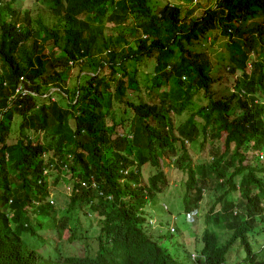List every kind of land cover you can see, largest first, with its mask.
Masks as SVG:
<instances>
[{
  "label": "trees",
  "instance_id": "obj_1",
  "mask_svg": "<svg viewBox=\"0 0 264 264\" xmlns=\"http://www.w3.org/2000/svg\"><path fill=\"white\" fill-rule=\"evenodd\" d=\"M13 2L0 0V264H180L169 257L163 235L150 228L142 209L168 186L160 165L164 155L175 157L176 170L186 175L180 201L185 211L197 208L205 192L210 197L209 209L201 212L206 227L197 264L224 263L236 240L248 264H264V247L255 254L247 237L264 230V168L249 159L264 150V16L248 27L228 24L255 6L264 14V0H216L196 18L189 5L184 9L168 0H43L49 4L45 14L20 12ZM102 20L126 26L133 39L104 33ZM228 27L221 67L227 64L230 81L221 92L217 84L226 86L211 75L209 54L194 45L215 29L227 34ZM46 30L50 38L42 34ZM87 65L92 73H82ZM73 67L70 91L66 80ZM148 67L154 72L153 103L132 109L125 89ZM20 76L28 83L25 94H15ZM51 88L57 91L42 97ZM53 93L59 98L52 99ZM195 95L204 99L201 106L176 127L174 114H182ZM104 96V106L96 109L92 100ZM121 104L125 109L117 120L113 110ZM126 115L129 126L121 132ZM13 131L17 134L7 143ZM34 131L45 141L34 142ZM201 133V148L211 143L209 158L207 153L206 161L192 164L188 148ZM176 142L180 156H174ZM64 164L65 175L72 177L69 201L56 218L42 172ZM146 164L157 170L142 180ZM91 179L95 188H86ZM85 207L97 215L96 248L88 244L85 255L65 254L62 241L90 238L79 230L91 224L85 217L95 214ZM208 226L226 230L229 238L220 243Z\"/></svg>",
  "mask_w": 264,
  "mask_h": 264
},
{
  "label": "rangeland",
  "instance_id": "obj_2",
  "mask_svg": "<svg viewBox=\"0 0 264 264\" xmlns=\"http://www.w3.org/2000/svg\"><path fill=\"white\" fill-rule=\"evenodd\" d=\"M170 1L171 4L175 5H184V9L188 6V11L191 14L190 17L196 18L199 17L205 9L207 5H214L215 0H209L208 3L203 6L201 3L204 2V0L200 1V4L194 5L195 0H192L191 4L190 0H168ZM13 5L16 8H19L20 12L28 11L31 14H45L47 11H45V8L49 6V4L44 3L43 0H14ZM87 20L90 19V16L85 17ZM49 23L48 25H50ZM73 26H76V21L75 19L73 20ZM103 26L105 27L104 33L107 34V32L112 35L113 37H116L117 35H123L125 38L128 40H132L133 37L130 35L131 33H128L126 31V26L124 25H112L111 23H103ZM77 28V27H76ZM46 37L45 38H50L51 33L49 31L42 32ZM225 44V39L222 38L218 34L217 31L211 32L207 38L199 43H196L194 47L200 51V50H206V52L209 54L211 61L214 65V69H212L211 75L217 77V79L221 78L220 82L225 83L226 88H221L219 84H217V88H219V91L224 92L228 91V84L230 81V73L227 71V67L225 65V68H222L221 65V58H224V61L226 60V48L224 46ZM104 56V52L101 54H98V56ZM96 58L98 57L97 55H94ZM223 61V62H224ZM151 62L148 63V65ZM128 71H131L129 67ZM75 67L72 68L71 72H69V76L67 77L66 80V87L68 90H72L73 88V80L74 76L71 74L74 71ZM97 69V68H96ZM93 69H91L90 66H86L83 68V73H87L88 71L91 73ZM105 72H108V70H105ZM154 75V72L149 69V67L143 71V68L139 69L137 71L135 81L137 82L136 85L134 86H127L125 89V96L128 102H130L133 106L131 107L132 109H135V106H137L140 102H146V103H153L152 98L149 94V86L151 85V77ZM103 89V88H102ZM153 91H156L157 88L155 86L152 87ZM232 91V89L230 88ZM57 91L54 88H51L47 94H43L42 97H46L48 94H51L52 92ZM70 96V95H69ZM59 96L55 93L52 94V99H58ZM104 97H99L93 99V104L95 105L96 109H101L104 106ZM204 99L200 95H195L192 97V100L187 104L184 112L182 114H174L175 117V124L176 127L177 125L185 120V118L189 115V113H193L198 109L199 106H201L202 101ZM125 109V105L121 104L119 106H115V109L113 112L115 113V118L118 120L117 116L122 115L123 112L122 110ZM82 109H79L81 112ZM131 115V114H130ZM130 115H126V120H124V126L121 127L119 126V129L121 132L127 130L129 126V118ZM19 122V117L14 118V128L18 125ZM68 124L72 125L73 120L69 119ZM198 125V124H197ZM34 127H36V124H34ZM17 134V131H13L11 133V136L9 135V138L7 139V143L11 142L12 138ZM31 139L35 142L36 139H39V141H45V138L41 133L39 132H32L31 133ZM203 134L197 135L196 142L194 144H191V146L188 148V153L191 154V159H192V164H198V163H203L204 161L207 160V153L208 149L210 147L209 142H205L203 144V149L200 146V143L203 139ZM186 145L189 146L187 142H185ZM175 149V155L174 156H180L181 155V149H180V142L174 143ZM69 155V154H68ZM110 153L108 152V156ZM53 157V156H52ZM173 157V156H172ZM208 158H209V153H208ZM174 158L169 159L168 156H163L161 157L160 160V165L162 168V171L166 176L168 177V188L160 194L158 197L154 198L151 200V202H146V204L143 206V211L147 215V217L150 220V223L153 224L154 226L160 225V228L164 230L163 236L164 238H169L172 237L171 240L166 241L165 239L161 241L162 245H165L168 247L169 251L174 254V252H177L181 257L184 255V250L186 245H193L194 244V234H197V237L199 236L200 232L204 229V223L202 222V215H200V212H198L197 217L195 218L194 221L187 222L185 218V214L183 211H180L182 202L181 204H178V197L182 195L184 192V179L186 178L185 174L182 172L176 170V164L173 162ZM256 160L253 159L254 163ZM263 165L264 161L259 160ZM65 170L62 166L61 169L54 170V173L51 174L47 178V183L48 187L47 190L49 192L48 198L51 200L52 205L54 209L57 212L56 218L61 217V213L59 210H64L67 208V203L69 201V190L67 186V179L72 178L71 175L68 173L65 175ZM157 169L150 168V166H145L143 169V178L146 179V176L153 174ZM62 177V178H61ZM78 182L81 181V179L77 180ZM237 193L233 194L232 197L235 199ZM210 205V197L205 193L202 201L200 202V207H201V212L207 211L209 209ZM199 207V208H200ZM198 208V211H199ZM92 211L95 213V210L91 209L90 207H85L83 208V211ZM205 211V212H206ZM73 213V212H72ZM85 219L90 220L91 224L89 225H82V227L79 229L80 231L84 232L88 237L85 241L81 242H76L74 244H71L70 242L64 240L62 241V245L64 247V250L66 253H74V254H79V255H85L87 252H85V248L83 246H86L88 244L92 245L93 247L96 248V244L94 242V237L97 236L98 230H99V225L97 224V215L92 214L90 216H86ZM149 222V221H148ZM159 222L161 224H159ZM175 222V223H174ZM189 225L190 227L186 230L185 226ZM169 226H172L175 228L174 231H171L169 229ZM181 228H183L184 233H179L182 232ZM211 230L215 231L214 227H211ZM187 233H191L188 234ZM44 236H46V231L42 233ZM177 234V236H176ZM28 237L29 235L26 234ZM50 236L55 238V234H50ZM176 236V237H174ZM181 237V239L184 241V246H178L176 243V238ZM219 238L223 240L225 238V233H221ZM88 241V243L85 244V242ZM250 242L252 244L253 249L256 251L258 248L261 246H264V230L259 233V234H251L250 235ZM84 248L83 251H80L78 249ZM88 254L92 255V252H88ZM246 252L240 247L239 242H235L232 247L229 249L226 262L225 264H248L249 261L246 260ZM245 259V260H244Z\"/></svg>",
  "mask_w": 264,
  "mask_h": 264
},
{
  "label": "clouds",
  "instance_id": "obj_3",
  "mask_svg": "<svg viewBox=\"0 0 264 264\" xmlns=\"http://www.w3.org/2000/svg\"><path fill=\"white\" fill-rule=\"evenodd\" d=\"M216 4V0H215V3H214V6H216L215 5ZM171 5H175V4H171ZM88 15V14H87ZM87 15H85V17L87 16ZM88 16H90V15H88ZM263 16H264V14H263V12L260 10V9H258V7L257 6H255L254 8H251L250 9V11L247 13V15H246V17H243V16H240V14H237V16L233 19V20H231L228 24H232L233 26H238V25H241V24H244V26L245 27H248V26H250V25H253V24H256V23H261L262 21H263ZM84 17V19L86 20V21H90L91 19H92V16H90V19L89 20H87L86 18ZM74 20V19H73ZM75 21H76V19H75ZM95 23H97V22H95ZM102 25H103V23H107V21L106 20H102ZM223 25H224V22H223ZM76 27H77V25L74 27L73 26V30H76ZM215 31H217L218 32V34L220 35V36H222V38H224L225 39V43H228L229 41H230V33L232 32V28L231 27H228L227 28V34H224L223 32H222V29H215ZM143 38H145L146 37V35H143L142 36ZM207 38V37H206ZM203 38H200L199 40H198V42L197 43H199V42H201V41H203L202 40ZM224 46H225V44H224ZM204 50V49H203ZM203 50H201V51H203ZM221 63H226V60L224 61V62H221ZM249 66V65H248ZM249 68V67H248ZM83 71V70H82ZM83 73V72H82ZM88 73H90V72H88ZM92 73V72H91ZM19 80L21 81V83L22 84H18L15 88V94H25V93H27L28 91H27V87H25V85H28V83L26 82V79L23 77V76H20L19 77ZM6 83L4 82V85H5ZM19 88V90L17 91V89ZM235 89H232V91H234ZM13 99H14V96L12 95V96H10V97H8V100H9V106H11L12 105V103H13ZM261 103L262 104H264V99H261ZM262 119H263V122H264V112H263V114H262ZM42 134V133H41ZM249 159H251L250 160V162H251V165L252 166H255V167H261V168H264V165L259 161V160H263L264 161V150H261V151H258V152H255L254 153V157L253 158H251V157H249ZM253 159H255L256 161L254 162V163H252L253 162ZM135 164H136V162L135 161H133L132 163H130L127 167H125L124 169H123V173L124 174H126V172L127 171H129L130 169H132L134 166H135ZM145 166H148L147 164L146 165H144V166H142V168H141V178H142V180H145L144 178H143V169H144V167ZM63 167L64 168H66L65 167V164L63 165ZM150 168H152L151 166H150ZM59 169V168H58ZM54 170H56V169H53V170H50V169H46V170H44L43 172H42V175H44V177L45 178H48L51 174H53L54 173ZM151 175V174H150ZM64 176H66V175H64ZM186 176V175H185ZM197 176V175H196ZM146 178H147V176H146ZM186 179V178H185ZM184 179V180H185ZM237 179V178H236ZM77 181V180H76ZM141 180L139 179V182H140ZM263 181H264V178H263ZM78 182V181H77ZM82 179H81V181H80V183L82 184ZM84 184V183H83ZM87 186H86V188H88V187H91V188H95V186H96V181H94L93 179H91L90 181H88L87 183H85ZM168 186H169V184H168ZM168 186H167V188H168ZM166 188V189H167ZM165 189V190H166ZM163 193V192H162ZM162 193H159V194H157V196L156 197H158L160 194H162ZM185 193V186H184V192L182 193V195ZM206 193V192H205ZM204 193V194H205ZM231 193H233V194H235V193H237V195H236V197H235V199L234 200H236L237 198H239V192L238 191H235V192H231ZM207 194V193H206ZM160 197V196H159ZM204 197V196H203ZM49 199V198H48ZM178 199V204H180V201H181V196L180 197H178L177 198ZM232 199H233V197H232ZM153 200V199H152ZM49 201H50V203H52L51 202V200L49 199ZM202 201V200H201ZM200 201V202H201ZM147 202H151V200H148ZM263 202H264V200H263ZM145 204H146V202H145ZM144 204V205H145ZM200 207V203H199V206L197 207V208H193L192 210H188V211H185L184 209H183V207L181 206V210L180 211H183L184 212V214H185V218H186V221L187 222H190V221H194L195 220V218L197 217V215H198V212H200V215H201V207ZM198 208H199V211H198ZM143 209V208H142ZM144 212V211H143ZM233 214H238V210H237V208H234L233 209ZM145 213V212H144ZM145 217H146V220H147V222H148V225L150 226V228L152 229V230H158L159 231V233H160V235H163V233H164V230L163 229H161L160 228V225H157V226H154L153 224H151L150 223V220L151 219H149L148 217H147V215L145 214ZM175 223V222H174ZM159 224H161L160 222H159ZM204 226L206 227V225L204 224ZM190 226L189 225H187V226H185V227H183V228H185L186 230L189 228ZM204 227V228H205ZM210 229V231H212V232H214V235H216L217 236V238H218V241L220 242V243H224L228 238H229V233L226 231V230H224V229H222V228H220V227H214L215 228V231H213V230H211V227H213V226H208ZM183 228H181V230H182V232H179L180 234L181 233H184V231H183ZM169 229L171 230V231H174L175 230V228L174 227H172V226H169ZM204 230V229H203ZM202 230V231H203ZM202 231L200 232V234H199V236L197 237V234H194V244L193 245H186L185 246V248H183V250H184V255L181 257L177 252H174V254H172L169 250V253H168V255H169V257L171 258V259H173V260H176L177 262H179L180 264H191L192 262H194L195 264H197L198 263V260L199 259H201V258H203L202 256H200V254H199V251H200V249H201V247H202V244H201V236H202ZM221 233H225V238L223 239V240H221L220 238H219V236H220V234ZM188 234H191V233H187V235ZM250 235H251V233H248L247 234V237L249 238V240H250ZM176 236H177V234H176ZM176 236H174V237H176ZM171 238L172 237H169V238H166V239H169V240H171ZM165 238H164V236H163V240H164ZM165 239V240H166ZM169 240H166V241H169ZM162 241V240H161ZM239 242V240H236L235 242ZM234 242V243H235ZM176 243L178 244V246H184V241L181 239V237H177L176 238ZM184 243V244H183ZM250 244H251V242H250ZM240 245V244H239ZM62 247V250H63V252L65 253V254H74V253H66L65 252V250H64V247H63V245L61 246ZM167 247V246H166ZM241 248H242V246H240ZM251 247H252V244H251ZM264 246H261L260 248H258V250H256V251H254V249H253V247H252V249H253V251H254V253L255 254H258L259 253V251H260V249H262ZM168 248V247H167ZM243 249V248H242ZM225 262L226 261H224V263H222V264H225Z\"/></svg>",
  "mask_w": 264,
  "mask_h": 264
},
{
  "label": "built area",
  "instance_id": "obj_4",
  "mask_svg": "<svg viewBox=\"0 0 264 264\" xmlns=\"http://www.w3.org/2000/svg\"><path fill=\"white\" fill-rule=\"evenodd\" d=\"M19 90V88L17 89V91Z\"/></svg>",
  "mask_w": 264,
  "mask_h": 264
}]
</instances>
